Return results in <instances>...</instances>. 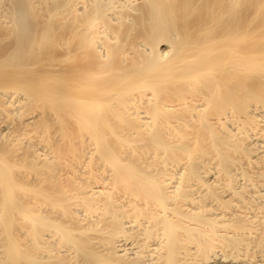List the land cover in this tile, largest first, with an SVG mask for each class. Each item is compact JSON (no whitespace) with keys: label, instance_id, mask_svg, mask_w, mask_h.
<instances>
[{"label":"bare ground","instance_id":"obj_1","mask_svg":"<svg viewBox=\"0 0 264 264\" xmlns=\"http://www.w3.org/2000/svg\"><path fill=\"white\" fill-rule=\"evenodd\" d=\"M0 264H264V0H0Z\"/></svg>","mask_w":264,"mask_h":264}]
</instances>
